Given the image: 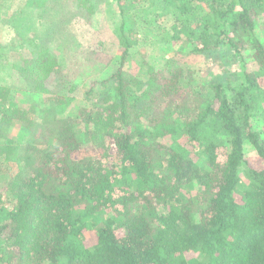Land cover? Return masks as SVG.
I'll list each match as a JSON object with an SVG mask.
<instances>
[{
  "label": "trees",
  "instance_id": "1",
  "mask_svg": "<svg viewBox=\"0 0 264 264\" xmlns=\"http://www.w3.org/2000/svg\"><path fill=\"white\" fill-rule=\"evenodd\" d=\"M64 1L31 2L52 13ZM96 6L86 8L93 14ZM101 7L119 12L124 61L141 43L151 47L160 30L174 55L157 74L143 55L140 73L118 71L104 91L91 87L79 97L76 85L44 106L59 57L26 43L14 67L27 88L11 90V99L23 91L29 108L0 105V155L12 168L9 194H0V264H264V127L255 120L264 115V0H103ZM67 29L57 26L54 41ZM141 29L151 38H140ZM190 57L242 63L241 84L197 83L182 69ZM3 90L1 99L9 98ZM72 102L79 112L62 116ZM47 112L49 145L22 147L15 157L6 136L14 121L34 132L29 115ZM248 146L256 165L245 158Z\"/></svg>",
  "mask_w": 264,
  "mask_h": 264
},
{
  "label": "rangeland",
  "instance_id": "2",
  "mask_svg": "<svg viewBox=\"0 0 264 264\" xmlns=\"http://www.w3.org/2000/svg\"><path fill=\"white\" fill-rule=\"evenodd\" d=\"M33 0H0V88L9 98L0 96V105L6 103V106L13 105L28 109L29 106L22 100L23 97L20 91L11 99V90H22L27 88L24 81L22 85L16 81L15 75L18 70L15 65L21 62V53L24 52L26 43L30 40L37 41L39 46L49 49L52 54L58 56L60 69H55L52 76H47L46 85L52 90L50 94L44 96V103L51 105L54 98L51 94H62L70 92L77 85L76 90L72 92V96L79 97L83 95L91 87L100 91L106 89L107 81L112 79L118 71H130L132 74H138L140 69H137L136 61L143 59L149 63L152 73L157 74L165 69V57L173 56L174 50L170 44L161 35V30L156 31L157 36L153 38L151 47L141 43L140 47L131 49V58L123 60V48L118 44L120 30V15L119 12L114 15L115 10L101 7L103 0H81L84 7H79L78 0H65L64 3L52 10L51 6L33 5ZM93 14L86 7L95 6ZM112 8V7H111ZM106 12V13H105ZM51 13L54 19H49L47 14ZM112 19V20H111ZM63 23L69 29L58 36V39L65 38L63 41L55 42L52 34L57 32V26ZM114 24V25H113ZM98 30V31H97ZM151 30H142L139 37L151 38ZM53 41V42H52ZM142 49L139 51V49ZM175 50L178 49L176 46ZM224 53H230L232 50L228 46L223 48ZM233 53V52H231ZM134 57L136 59H134ZM22 64V63H21ZM182 69L188 75L192 72V77L197 80V83L209 84L213 80L225 78L226 80L234 79L235 84H241L240 72L243 64L237 61H232L221 58L219 61L206 60L204 57L184 58L181 61ZM250 67V66H249ZM22 71V70H21ZM141 72V70H140ZM139 72V73H140ZM116 81V80H115ZM79 84V85H78ZM11 86V87H10ZM9 87V88H7ZM6 94L4 96H6ZM82 98V96H81ZM4 102V103H3ZM56 104V103H54ZM72 102L67 106V110L62 116H75L79 112L80 102L73 105ZM52 107V106H51ZM50 109V107H49ZM58 110H56L57 115ZM54 114V112H51ZM47 113L35 114L34 117L29 115L28 119L36 122L34 132H29L24 128V124L20 120L14 121L10 127L7 137L13 140L12 147L16 151V156H19L20 149L29 146V153L41 151L49 145V139L42 132V121L49 116ZM60 116V115H59ZM145 120V119H142ZM257 129L262 131L264 127V115H256ZM256 126V124H255ZM47 145V146H46ZM257 152L251 147H247L245 158L252 164H258L256 158ZM6 154L0 155V194L6 197L10 191V173L12 168L6 165ZM11 171V172H10Z\"/></svg>",
  "mask_w": 264,
  "mask_h": 264
}]
</instances>
